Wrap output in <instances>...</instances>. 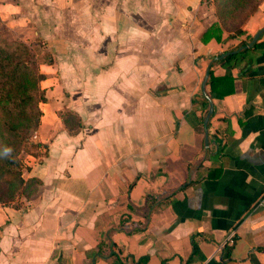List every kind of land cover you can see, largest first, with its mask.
<instances>
[{"label": "crops", "instance_id": "1", "mask_svg": "<svg viewBox=\"0 0 264 264\" xmlns=\"http://www.w3.org/2000/svg\"><path fill=\"white\" fill-rule=\"evenodd\" d=\"M0 19L53 57L23 160L41 184L0 203V264H264V48L248 73L216 61L264 27V0L221 40H201L205 0H0ZM175 189L147 220L129 209Z\"/></svg>", "mask_w": 264, "mask_h": 264}, {"label": "trees", "instance_id": "2", "mask_svg": "<svg viewBox=\"0 0 264 264\" xmlns=\"http://www.w3.org/2000/svg\"><path fill=\"white\" fill-rule=\"evenodd\" d=\"M205 1L213 4L216 20L203 31V41L211 38L221 40L223 32L231 37L242 34L243 23L263 0ZM261 48H264V43L257 40L251 47L229 51L216 61L226 66L227 74L233 67H238L240 73H248L253 61V52ZM52 61L53 57L46 48V42L38 39L35 44L27 43L0 19V203L8 204L20 197L28 198L41 184L37 177L23 176V160L27 153L40 155L37 149L42 145L31 139L32 133L39 125L40 103L46 99L45 91L40 86L44 75L40 72L39 65ZM200 107L204 116L208 107L205 98L202 99ZM59 116L70 134L75 133L81 126L80 119L72 111L60 112ZM71 120H75V125L71 124ZM6 148L11 150L7 155ZM33 148L36 151H33ZM177 190L167 193L162 199L147 195L143 206L129 204V209L147 220L155 204L170 203ZM127 220L130 221L129 215L122 218L121 224ZM137 225L129 231L146 227V223L138 222ZM191 242L193 250H196L194 239H191Z\"/></svg>", "mask_w": 264, "mask_h": 264}, {"label": "water", "instance_id": "3", "mask_svg": "<svg viewBox=\"0 0 264 264\" xmlns=\"http://www.w3.org/2000/svg\"><path fill=\"white\" fill-rule=\"evenodd\" d=\"M263 31H264V27H262L261 29H259V30L254 34V36H253L252 39L249 41V43H247V44L244 45V46L239 47V49H241V48H243V47H245V48L251 47V46L256 42V40H257L258 36L260 35V33H262ZM239 49H237V50H239ZM228 52H229V51L224 52V53L220 54L218 57H223V56H225L226 54H228ZM206 77H207V74H206L205 79H204V81H203V85H204V83H205ZM208 99H209V97H208ZM211 113H212V105H211V102H209V109H208V111H207V113H206V115H205V117H204V120H203L205 127H206V125H207V121H208L209 116L211 115Z\"/></svg>", "mask_w": 264, "mask_h": 264}, {"label": "rangeland", "instance_id": "4", "mask_svg": "<svg viewBox=\"0 0 264 264\" xmlns=\"http://www.w3.org/2000/svg\"><path fill=\"white\" fill-rule=\"evenodd\" d=\"M14 33H15V32H14ZM15 34L17 35V33H15ZM75 123H76L75 120H71V124H72V125H75ZM33 133H34V132H33ZM33 133H32V136H31V139H32V140H33ZM30 149H31V148H29V150H30ZM33 151H36L35 148H33ZM24 156H25V155H24Z\"/></svg>", "mask_w": 264, "mask_h": 264}, {"label": "clouds", "instance_id": "5", "mask_svg": "<svg viewBox=\"0 0 264 264\" xmlns=\"http://www.w3.org/2000/svg\"><path fill=\"white\" fill-rule=\"evenodd\" d=\"M10 151H11L10 149L6 148L5 149V155H7Z\"/></svg>", "mask_w": 264, "mask_h": 264}, {"label": "built area", "instance_id": "6", "mask_svg": "<svg viewBox=\"0 0 264 264\" xmlns=\"http://www.w3.org/2000/svg\"><path fill=\"white\" fill-rule=\"evenodd\" d=\"M229 242L232 243L233 242V239L231 237H229Z\"/></svg>", "mask_w": 264, "mask_h": 264}]
</instances>
